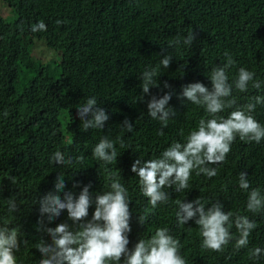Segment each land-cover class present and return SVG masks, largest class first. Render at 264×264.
<instances>
[{
	"label": "trees",
	"instance_id": "obj_1",
	"mask_svg": "<svg viewBox=\"0 0 264 264\" xmlns=\"http://www.w3.org/2000/svg\"><path fill=\"white\" fill-rule=\"evenodd\" d=\"M0 1L11 11L9 19L0 15V226L19 225L21 241L27 240L15 253L17 264H39L41 257L33 245L41 236L46 241L49 237L37 231V221L42 219L37 201L54 191L55 177L62 174L65 191L78 195L88 184L92 192L110 190L108 171L120 177L131 200L129 249L156 228L167 227L180 241L187 264H264V256L252 261L248 249L234 250V242L222 253L202 249L194 221L178 225L175 216L176 200L199 197L208 204L219 199L225 211L256 222L249 248H264V213L254 215L246 210L247 192L238 185L239 173L244 171L251 187L264 190V140L257 144L237 137L226 161L211 165L218 169L216 176L209 179L194 171L188 190L165 189L169 201L154 210L130 171L135 159L158 157L174 141L182 142L199 119L207 116L203 107L178 96L182 86L192 82L211 88L206 75L226 62L225 52L235 61L228 70L229 81L239 67L264 81V0ZM57 20L63 23L57 25ZM38 21L45 23L46 31H31ZM192 31L195 40L190 48L183 44L169 47L170 41ZM40 48L50 50V59L34 56ZM43 54L40 57H46ZM165 54L173 56L167 69L160 65ZM151 68L171 88L153 87L150 93L159 98L171 92L169 106L177 111L163 135L158 134L160 123L147 115L146 103L138 101L141 74ZM232 95L238 104H245L250 96L264 95V84L259 91L249 86L247 92L233 90ZM93 96L109 119L103 129L84 132L77 105ZM230 111L221 115L226 117ZM253 116L264 124V105H257ZM125 118L134 124L131 133L121 129ZM104 136L116 142L120 154L110 165L92 155ZM118 138H123V147ZM57 151L65 159L71 156L72 163L51 162ZM11 196L16 198L15 213L7 211L6 200ZM92 211L94 205L89 219ZM138 215L146 216L144 225L138 223ZM61 222L71 223L66 210L47 226ZM232 232L236 233L234 227Z\"/></svg>",
	"mask_w": 264,
	"mask_h": 264
},
{
	"label": "clouds",
	"instance_id": "obj_2",
	"mask_svg": "<svg viewBox=\"0 0 264 264\" xmlns=\"http://www.w3.org/2000/svg\"><path fill=\"white\" fill-rule=\"evenodd\" d=\"M63 21L57 20L60 25ZM43 21L31 26L32 32L46 31ZM195 34L190 32L186 37H177L170 41L169 47L181 44L192 46ZM226 62L211 68L207 78L211 88L197 81L182 86L178 96L182 101L204 108L207 116L199 119L195 128L184 135L183 141H174L165 148L158 157L143 159L138 157L131 165L130 171L138 178L140 190L147 198L151 209L158 204L169 201L170 196L165 189H173L176 193L189 189V181L195 171L197 176L204 175L209 179L218 174L216 167L226 161L233 142L238 137L243 142L259 144L264 140V124L253 116L257 105H264V95L248 98L245 104H238L233 90L241 93L248 91L249 86L259 91L264 81L255 78L253 71L239 67L235 76L229 81L228 70L235 66V61L225 52ZM173 56L165 54L160 65L167 69ZM156 68L145 69L141 74V96L139 102H145L147 115L160 123V135L168 126L177 111L169 106L171 92L157 98L150 93V88L170 89L167 81L160 82ZM145 96L149 99L145 101ZM231 109L225 117L221 115ZM8 115L7 112L4 113ZM77 115L81 120L80 127L84 132L90 129H103L109 115L99 106L96 97H90L83 104L77 105ZM90 117V118H89ZM122 131L131 133L133 122L125 118L121 124ZM183 135V133H182ZM120 146H124L123 138H118ZM116 142L107 136L102 137L95 145L92 155L103 161L105 165L117 162L120 154ZM72 157L65 159L63 152L57 151L51 157L56 164L72 163ZM81 162L83 157L78 158ZM110 181L108 191H90L91 185H84L77 194L65 191V177L58 174L54 180V191H49L37 203L42 219L37 221V231L43 236L33 245L40 254L39 264H187L181 255L180 241L171 235L167 227H158L147 239L139 238L129 249L130 220L132 212L129 208L128 190L120 182V177L108 171ZM239 188L247 192L246 210L252 214L264 213V190L251 187L246 172L241 171L238 178ZM74 184L73 187H78ZM60 193H63L61 197ZM7 211H17L16 198L6 200ZM89 219V209L93 207ZM206 205H210L206 207ZM219 199L205 204L198 197L192 201L176 200V222L186 225L194 221L199 229L201 248L222 253L232 242L236 251L248 249V259L258 261L264 256V248H249V237L257 227L254 220L238 212L225 211ZM66 210L67 221L48 227ZM146 216L138 215V223L144 225ZM236 233L232 232V228ZM20 226H0V264H17L15 253L20 250Z\"/></svg>",
	"mask_w": 264,
	"mask_h": 264
},
{
	"label": "rangeland",
	"instance_id": "obj_3",
	"mask_svg": "<svg viewBox=\"0 0 264 264\" xmlns=\"http://www.w3.org/2000/svg\"><path fill=\"white\" fill-rule=\"evenodd\" d=\"M0 15L6 19H9L11 16V11L8 7L4 6L2 4V2L0 1ZM9 17V18H7ZM42 53H44L43 55L46 57H40L42 56ZM34 56L38 59H44V61H47L48 59H50L51 54H50V50L46 49V48H40L37 51H34Z\"/></svg>",
	"mask_w": 264,
	"mask_h": 264
}]
</instances>
